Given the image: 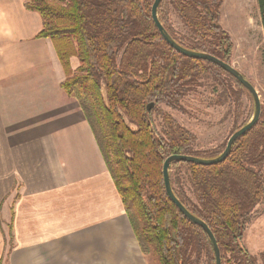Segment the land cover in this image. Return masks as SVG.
<instances>
[{"label": "trees", "instance_id": "16d2710c", "mask_svg": "<svg viewBox=\"0 0 264 264\" xmlns=\"http://www.w3.org/2000/svg\"><path fill=\"white\" fill-rule=\"evenodd\" d=\"M152 3L26 0L24 5L41 17L37 37L53 43L64 73L60 86L82 108L141 253L156 264H195L194 256L204 250L214 264L205 232L166 195L162 165L171 154L211 158L224 148L194 151V136L167 114L162 115L165 128L160 134L146 104L172 106L206 69L222 71L246 88L216 64L172 48L152 21ZM221 4L222 0H161L157 15L177 43L228 63L232 43L218 24ZM257 6L264 35V0H257ZM169 7L187 34L173 29ZM168 172L176 197L211 229L221 264H264V251L253 255L241 243L254 208L264 204V118L235 140L223 161H175Z\"/></svg>", "mask_w": 264, "mask_h": 264}, {"label": "crops", "instance_id": "0c3cea01", "mask_svg": "<svg viewBox=\"0 0 264 264\" xmlns=\"http://www.w3.org/2000/svg\"><path fill=\"white\" fill-rule=\"evenodd\" d=\"M0 0V264H146L52 41ZM76 66L75 57L70 59Z\"/></svg>", "mask_w": 264, "mask_h": 264}, {"label": "rangeland", "instance_id": "374dc122", "mask_svg": "<svg viewBox=\"0 0 264 264\" xmlns=\"http://www.w3.org/2000/svg\"><path fill=\"white\" fill-rule=\"evenodd\" d=\"M168 12L176 33L187 34L176 13L170 7ZM218 24L232 43L228 63L254 86L260 101L259 118H264V35L257 0H222ZM150 111L157 132L161 134L165 128L162 115L167 114L194 136V151L212 153L222 150L231 133L250 120L254 104L248 90L240 88L230 75L206 69L185 86L172 106L154 103ZM254 211L241 243L257 256L264 251V204L256 205ZM145 259L146 264H156L148 256ZM193 261L212 264L204 250Z\"/></svg>", "mask_w": 264, "mask_h": 264}, {"label": "water", "instance_id": "95a60500", "mask_svg": "<svg viewBox=\"0 0 264 264\" xmlns=\"http://www.w3.org/2000/svg\"><path fill=\"white\" fill-rule=\"evenodd\" d=\"M161 0H153V3L151 5V18L156 26L157 30L159 31L161 37L172 47L174 48L177 52L186 55L188 57L192 58H198V59H204L207 61H210L229 74H231L241 85H243L248 92L250 93L252 99H253V104H254V112L250 120L238 128L237 130L233 131L231 135L229 136L224 149L222 152L211 158H203V157H197L193 155H188V154H171L167 156L163 162L162 165V176H163V184H164V189L166 192V195L169 197V199L174 203V205L177 207L179 212L186 218L188 219L191 223L199 225L202 230L205 232L210 245L213 250L214 254V264H221V259H220V251L219 247L217 244V241L215 239V236L213 235L211 229L208 227V225L199 217L195 216L193 213H191L182 203L181 201L176 197L174 194L171 183H170V177H169V166L172 162L175 161H187V162H193L197 164H203V165H210V164H215L218 162L223 161L227 155L229 154L231 147L235 140L239 138L241 135H243L246 131H248L253 125L256 124V122L259 119L260 115V101L259 97L257 94V91L255 90L254 86L252 83L247 80L242 73L237 70L235 67H233L231 64L223 61L222 59L207 53L203 51H195L192 49H188L186 47H183L179 43H177L171 35L167 32V30L163 27L162 23L160 22L158 15H157V8ZM153 102H149L146 104V110L149 111L150 108L153 106Z\"/></svg>", "mask_w": 264, "mask_h": 264}]
</instances>
